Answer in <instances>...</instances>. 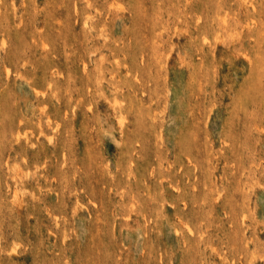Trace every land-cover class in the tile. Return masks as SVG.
Listing matches in <instances>:
<instances>
[{
    "label": "rangeland",
    "instance_id": "1",
    "mask_svg": "<svg viewBox=\"0 0 264 264\" xmlns=\"http://www.w3.org/2000/svg\"><path fill=\"white\" fill-rule=\"evenodd\" d=\"M0 264H264V0H0Z\"/></svg>",
    "mask_w": 264,
    "mask_h": 264
},
{
    "label": "bare ground",
    "instance_id": "2",
    "mask_svg": "<svg viewBox=\"0 0 264 264\" xmlns=\"http://www.w3.org/2000/svg\"><path fill=\"white\" fill-rule=\"evenodd\" d=\"M178 231V230H177Z\"/></svg>",
    "mask_w": 264,
    "mask_h": 264
}]
</instances>
